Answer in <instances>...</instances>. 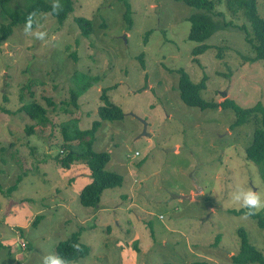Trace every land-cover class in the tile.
Here are the masks:
<instances>
[{
	"label": "rangeland",
	"instance_id": "1",
	"mask_svg": "<svg viewBox=\"0 0 264 264\" xmlns=\"http://www.w3.org/2000/svg\"><path fill=\"white\" fill-rule=\"evenodd\" d=\"M126 1L131 23L121 0H73L62 23L36 13L33 28L47 31L48 40L26 36L21 23L0 42V264H42L59 241L79 230L89 253L72 264H231L239 227L264 255V230L229 211L241 208L232 200L238 187L264 199L259 166L245 158L254 129L264 128L262 119L230 127L232 109L188 106L178 88L182 65L193 82L207 76L204 100L220 101L225 94L243 107L264 105V61L252 60L235 27L245 17L231 16L221 2L216 11L222 16L213 19L231 23L193 56L187 17L201 10L177 0ZM256 1L264 19V0ZM79 16L91 22L87 35L74 20ZM7 21L0 9V25ZM101 89L123 117L102 122L93 148L110 153L105 169L123 180L105 189L96 206L84 207L78 192L90 170L82 160L63 167L55 157L64 153L61 123L91 127L104 104ZM31 100L46 108L42 129L19 110ZM19 174L17 188L7 194ZM37 214L42 217L33 225Z\"/></svg>",
	"mask_w": 264,
	"mask_h": 264
},
{
	"label": "trees",
	"instance_id": "2",
	"mask_svg": "<svg viewBox=\"0 0 264 264\" xmlns=\"http://www.w3.org/2000/svg\"><path fill=\"white\" fill-rule=\"evenodd\" d=\"M11 0H0V9L8 18V21L0 25V42L5 41L11 34L13 26L25 23L27 16L30 13L48 12L56 18L58 23H62L68 14L73 10V0H60L63 5L62 11L58 14L52 10V2L45 0H26L23 8L11 7ZM124 4L123 17L125 21L131 23L130 18V4L126 0H121ZM182 1L188 6H192L200 12L191 13L187 17L190 25L187 39L192 43L190 53L193 56L203 54L210 45L206 40L220 27L227 26L231 21H222L220 24L213 19L214 15H221L216 11L217 5L224 3L226 10L231 16L242 14L246 19L245 23L236 25L235 27L243 31V36L248 44L249 51L253 54L252 60L264 61V19L261 18L257 12L256 0H177ZM75 22L82 30V34L87 35L91 30V22L84 17H75ZM219 28V29H220ZM74 54H72L73 56ZM182 65L175 68L179 74L178 88L180 99L188 106L198 107L200 109H232L236 115L234 122L230 127L241 125L251 118H257L258 115L262 119L264 127V105L257 101L252 106L243 107L237 104L232 98L223 94L220 101H207L201 98L200 91L206 87L207 76L204 74L202 78L193 82L188 72H186ZM99 99L104 101V104L97 107V119H95L91 127L87 129L71 128V122L61 123V130L63 136L62 147L64 153L62 157H55V161L60 163L63 167H69L74 161H84L86 167L90 170V181L86 183L78 193V202L84 207H94L99 201L102 192L107 188H113L121 184L123 177L121 174L105 169V165L110 160V153L106 150L97 151L93 148L94 135L97 129L104 121H115L123 117L122 109L109 101L106 96V89H101ZM70 102L77 107L78 95L70 91ZM47 104L54 105L51 99L46 98ZM66 105L67 102L63 101ZM31 120L35 121L38 126H44L47 123L48 117L46 115V108L39 102L31 100L28 103L22 104L20 109ZM65 111V109H63ZM40 126V127H41ZM34 126L26 127V132H32ZM43 127H41L42 129ZM77 140V143H76ZM74 142V143H72ZM76 145L80 147L76 148ZM61 152H63L61 150ZM245 158L253 161L259 166L261 175L264 177V128L257 127L254 129L251 141L245 148ZM22 175L19 174L13 184L5 189V192L11 193L18 186ZM3 188L0 185V191ZM234 214H244L245 209H229ZM42 216L37 214L32 224L36 225ZM256 221L257 226L264 230V212L249 216ZM239 237V249L236 254L230 256L231 264H264V255L254 245H252L247 236V232L239 227L237 229ZM80 230L73 232L66 240L59 241L55 245V254L68 258L70 261L79 257H83L89 253V248L86 244L79 240ZM219 241V236L215 238V243ZM73 244H79V251L74 250ZM161 264H178L176 262H162ZM202 264V263H193Z\"/></svg>",
	"mask_w": 264,
	"mask_h": 264
},
{
	"label": "clouds",
	"instance_id": "3",
	"mask_svg": "<svg viewBox=\"0 0 264 264\" xmlns=\"http://www.w3.org/2000/svg\"><path fill=\"white\" fill-rule=\"evenodd\" d=\"M63 5L60 0H53L52 10L54 13H59L62 11ZM35 13H30L25 21L23 32L26 36H32L37 40L46 41L49 39V34L47 31L34 30L33 25L35 21ZM232 200L240 205L242 209H245L246 216H252L260 211L264 210V199H262L261 194L251 188L245 189L243 187H238L232 194ZM74 250L79 251L80 245L73 244ZM42 264H72L68 258L60 256L58 254H49L43 257Z\"/></svg>",
	"mask_w": 264,
	"mask_h": 264
},
{
	"label": "crops",
	"instance_id": "4",
	"mask_svg": "<svg viewBox=\"0 0 264 264\" xmlns=\"http://www.w3.org/2000/svg\"><path fill=\"white\" fill-rule=\"evenodd\" d=\"M89 181H90V180H89ZM89 181H88V182H89ZM88 182H86V183H88ZM86 183H85V184H86ZM85 184H84V185H85ZM84 185H83V186H84ZM83 186H82V187H83ZM79 191H80V190H79ZM78 193H79V192H78Z\"/></svg>",
	"mask_w": 264,
	"mask_h": 264
},
{
	"label": "water",
	"instance_id": "5",
	"mask_svg": "<svg viewBox=\"0 0 264 264\" xmlns=\"http://www.w3.org/2000/svg\"><path fill=\"white\" fill-rule=\"evenodd\" d=\"M182 197H184V196H182Z\"/></svg>",
	"mask_w": 264,
	"mask_h": 264
}]
</instances>
